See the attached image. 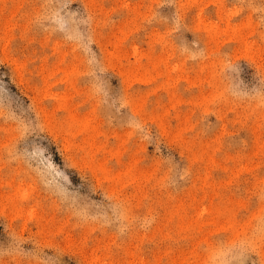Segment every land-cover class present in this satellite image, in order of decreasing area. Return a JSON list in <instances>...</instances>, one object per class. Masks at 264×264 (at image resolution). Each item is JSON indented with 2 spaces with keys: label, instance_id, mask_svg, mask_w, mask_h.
<instances>
[{
  "label": "rangeland",
  "instance_id": "rangeland-1",
  "mask_svg": "<svg viewBox=\"0 0 264 264\" xmlns=\"http://www.w3.org/2000/svg\"><path fill=\"white\" fill-rule=\"evenodd\" d=\"M0 264H264V0H0Z\"/></svg>",
  "mask_w": 264,
  "mask_h": 264
}]
</instances>
